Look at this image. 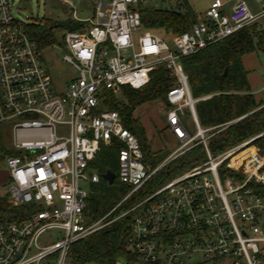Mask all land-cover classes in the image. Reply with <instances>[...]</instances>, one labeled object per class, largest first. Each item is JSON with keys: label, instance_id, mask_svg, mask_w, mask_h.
I'll list each match as a JSON object with an SVG mask.
<instances>
[{"label": "built area", "instance_id": "1", "mask_svg": "<svg viewBox=\"0 0 264 264\" xmlns=\"http://www.w3.org/2000/svg\"><path fill=\"white\" fill-rule=\"evenodd\" d=\"M141 2L95 0L92 17L78 20L83 29L64 32L63 59L77 75L57 93L27 24L13 15V2L0 0V126L8 129L13 152L4 157L7 203L33 206L20 218L0 216V264H66L72 244L127 215L130 264H264V194L251 185L264 184V153L252 143L255 137L211 153L210 138L230 122L199 124L194 103L211 95L192 98L180 63L264 19V0L256 12L245 0H234L228 11L227 0H213L188 31L170 37L173 49L142 28ZM159 66L175 77L166 92L165 124L177 146L153 166L120 114L103 108L100 97L123 85L142 88ZM106 145L119 146L116 175L129 190L90 219L85 186L99 181L92 162ZM198 145L205 153L201 163L146 191L163 166Z\"/></svg>", "mask_w": 264, "mask_h": 264}, {"label": "trees", "instance_id": "2", "mask_svg": "<svg viewBox=\"0 0 264 264\" xmlns=\"http://www.w3.org/2000/svg\"><path fill=\"white\" fill-rule=\"evenodd\" d=\"M181 5L184 12L174 9L143 8L140 3L142 28L161 33L165 35L161 36L164 39L188 31L198 21L199 16L186 0H183ZM261 20L245 25L231 35L180 59L192 98L211 95L194 103L199 124L207 127L230 122L210 138L208 147L213 154L223 152L252 137H255L252 143L261 154L264 153V99L257 100L251 92L248 72L242 62L243 56L250 52H264V25ZM67 24L70 30L83 29L85 26L83 22ZM26 28L39 49L53 40L52 25L47 21L27 24ZM225 68L227 74L224 76ZM174 83V75L163 66H159L151 72L149 82L142 88L134 89L123 85L118 93L105 90L100 97L103 108L115 110L120 114L123 125L138 139L143 160L153 166L157 164V160L150 156L146 132L139 120L133 118L132 112L136 106L151 99H160L168 108L166 92ZM118 150L119 146H103L92 162L100 175L110 170L114 172L115 178L114 185L107 186L106 189L102 186L101 177L97 183L90 184L84 209L87 218H99L129 190L127 185L117 179ZM5 152H1L0 157H4ZM204 159L205 153L201 145L186 151L163 166L145 185L146 191H152L161 183L201 163ZM220 175V178H224L222 170ZM251 185L260 194H264V184L252 182ZM140 196V192L133 195L127 204L133 203ZM32 208V205L12 207L7 203V196H0V216L4 219L20 218ZM131 222V215L121 217L72 244L69 264H120V262L130 264L134 259L128 249Z\"/></svg>", "mask_w": 264, "mask_h": 264}, {"label": "rangeland", "instance_id": "3", "mask_svg": "<svg viewBox=\"0 0 264 264\" xmlns=\"http://www.w3.org/2000/svg\"><path fill=\"white\" fill-rule=\"evenodd\" d=\"M13 2L12 13L18 20L25 24L49 22L52 25L53 40L40 47L43 64L53 83V88L57 93L65 91L67 83L77 75V71L63 59L66 53L62 36L70 27L67 23L74 24L79 21L88 20L93 15L95 0H10ZM195 14L204 17L205 10L213 0H186ZM250 9L255 10L253 0H245ZM183 0H142L141 7L157 9H174L184 12L181 5ZM231 3V2H230ZM75 11V15L73 14ZM79 20V21H78ZM264 25V20L262 22ZM260 29V27H258ZM159 36L165 35L155 32ZM173 36V35H171ZM171 36L165 37L169 46L173 49ZM243 66L250 75V90L257 97L264 98V52L254 51L243 56ZM255 96V95H254ZM256 97V96H255ZM166 107L160 99H151L136 106L132 112L133 118L142 124L147 141L149 143L150 156L156 159L157 164L163 161L169 153L177 146V142L172 137L171 132L166 127L165 115ZM184 122L188 126L190 133L194 132L189 113L186 110ZM5 125L0 126V151L11 152L12 146L8 136V129ZM103 148V146H101ZM5 150V151H2ZM0 152V153H1ZM8 153H4V157ZM4 157H0V196H7L8 170L4 163ZM117 172V168H116ZM108 184L104 179L102 186L106 189ZM89 191L90 184L85 186ZM100 192L97 190V194ZM56 233L50 231L48 236ZM66 264H69V259ZM94 264V263H86ZM122 264V262H120Z\"/></svg>", "mask_w": 264, "mask_h": 264}, {"label": "crops", "instance_id": "4", "mask_svg": "<svg viewBox=\"0 0 264 264\" xmlns=\"http://www.w3.org/2000/svg\"><path fill=\"white\" fill-rule=\"evenodd\" d=\"M234 0H227V4H226V11H228L229 10V7H230V4L233 2ZM262 0H253V4H254V8H255V10H253L254 12H256V11H258L259 10V6H260V2H261ZM231 2V3H230ZM249 6V5H248ZM263 20L264 19H262L261 21L263 22ZM261 22V23H262ZM247 78H248V82H249V86H250V80H251V78H250V75L249 76H247ZM252 92V91H251ZM253 93V92H252ZM253 95H255L256 97V99L257 100H263L264 98L263 97H257V95L256 94H253Z\"/></svg>", "mask_w": 264, "mask_h": 264}, {"label": "water", "instance_id": "5", "mask_svg": "<svg viewBox=\"0 0 264 264\" xmlns=\"http://www.w3.org/2000/svg\"><path fill=\"white\" fill-rule=\"evenodd\" d=\"M227 74V69H224L223 75L225 76ZM101 178L108 182V184H112L115 178L114 172L107 170L104 173L101 174Z\"/></svg>", "mask_w": 264, "mask_h": 264}, {"label": "bare ground", "instance_id": "6", "mask_svg": "<svg viewBox=\"0 0 264 264\" xmlns=\"http://www.w3.org/2000/svg\"><path fill=\"white\" fill-rule=\"evenodd\" d=\"M243 154V153H242Z\"/></svg>", "mask_w": 264, "mask_h": 264}]
</instances>
